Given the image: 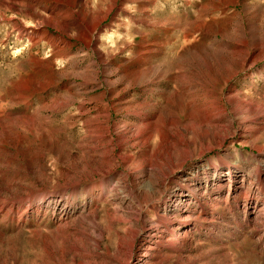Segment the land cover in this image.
<instances>
[{
  "label": "rangeland",
  "instance_id": "obj_1",
  "mask_svg": "<svg viewBox=\"0 0 264 264\" xmlns=\"http://www.w3.org/2000/svg\"><path fill=\"white\" fill-rule=\"evenodd\" d=\"M31 3L47 33L0 19V264H264V0Z\"/></svg>",
  "mask_w": 264,
  "mask_h": 264
},
{
  "label": "bare ground",
  "instance_id": "obj_2",
  "mask_svg": "<svg viewBox=\"0 0 264 264\" xmlns=\"http://www.w3.org/2000/svg\"><path fill=\"white\" fill-rule=\"evenodd\" d=\"M30 2H28L27 4H22V3H17L16 1H8V2H2L1 6H0V19L2 20H9L12 22V26L15 28L16 33L18 34V36H20L23 32H26V34L32 35L33 33L37 32L38 29L32 28L28 31L29 27H25L23 25V23L21 22V18H26V19H31L33 21V23L35 24V26L41 25L42 27L40 28V30L44 33L48 32V26H53L54 27V23H52L51 19H53L52 17H49V21H48V17L45 16L43 13L38 12L37 9L35 8L36 5H34L33 3H31V0H28ZM41 1V0H40ZM54 1V0H53ZM116 0H113V2H115ZM27 2V1H26ZM43 2V1H42ZM45 2V1H44ZM70 2V1H68ZM59 3V2H58ZM66 4V3H65ZM59 5V4H58ZM71 7L74 6V2H70ZM87 5V4H86ZM37 7V6H36ZM39 7V6H38ZM69 7V6H68ZM85 7V6H84ZM111 7V6H110ZM87 8V7H86ZM44 9V8H43ZM52 9V8H51ZM43 11V10H42ZM69 11L72 12V8L69 9ZM68 11V12H69ZM75 11V10H74ZM4 12H9L11 13V16L6 17L4 15ZM57 12V11H56ZM60 12V11H59ZM60 14V13H59ZM70 15V14H69ZM72 15V13H71ZM65 16V15H62ZM67 16V14H66ZM65 16V17H66ZM47 17V18H46ZM69 18V17H68ZM67 19V18H66ZM70 19V18H69ZM51 20V21H50ZM101 21V18H97L93 23H91L88 26V32L89 35L90 33L93 34V32L97 31V29L99 28L98 25ZM81 22V21H80ZM56 23V22H55ZM82 23V22H81ZM62 24V23H61ZM67 24V23H66ZM85 27V26H84ZM86 28V27H85ZM13 30V29H12ZM66 30V28H65ZM41 32V33H42ZM60 32V31H59ZM51 33V32H50ZM58 33V32H57ZM96 33V32H95ZM87 34V33H86ZM88 35V34H87ZM88 35V36H89ZM82 36V35H81ZM31 38V36H30ZM92 38V37H91ZM90 42V41H89ZM92 43V42H91ZM88 45V44H87Z\"/></svg>",
  "mask_w": 264,
  "mask_h": 264
},
{
  "label": "clouds",
  "instance_id": "obj_3",
  "mask_svg": "<svg viewBox=\"0 0 264 264\" xmlns=\"http://www.w3.org/2000/svg\"><path fill=\"white\" fill-rule=\"evenodd\" d=\"M91 3V7L95 10L97 8V5L100 4V7L103 8L104 4L107 3V0H103V3H101V0H90ZM125 9L129 12H134V6L130 5V4H126ZM21 22L23 23V25L27 28V27H35V24L33 23V21L31 19H26V18H21ZM124 22H125V35H124V40L126 41L127 44L129 45H133L135 43L136 40V35L131 33V28H132V23L129 20L128 17H124ZM119 27V25H117V28ZM121 36L118 33V31H116L115 29L111 32H105L104 34H102L100 36V40L102 42H106V43H101V45L99 46L100 51H102L106 56L109 52L112 53V56L115 57L116 53L119 51V49L116 47V41L120 40ZM121 47H124V45H121ZM21 49H16L14 51H12V56L13 58H15L19 53H20ZM125 57L131 58L132 57V52L131 50L127 51L124 53ZM44 58H48V53L45 54ZM55 63L57 64L58 67H62V65L60 64V61L57 59L55 61Z\"/></svg>",
  "mask_w": 264,
  "mask_h": 264
}]
</instances>
